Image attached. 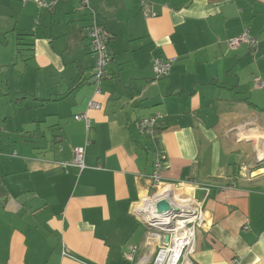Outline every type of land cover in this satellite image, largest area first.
<instances>
[{
    "label": "crops",
    "instance_id": "crops-1",
    "mask_svg": "<svg viewBox=\"0 0 264 264\" xmlns=\"http://www.w3.org/2000/svg\"><path fill=\"white\" fill-rule=\"evenodd\" d=\"M35 1L0 0V264H147L134 207L157 154L161 183L190 190L175 199L202 203L190 263L264 264V167L241 170L264 154V0H151L153 18L138 0H89L111 56L99 94L90 11ZM244 30L258 48L228 49ZM154 57L172 59L168 76ZM156 111L158 132L142 135Z\"/></svg>",
    "mask_w": 264,
    "mask_h": 264
},
{
    "label": "built area",
    "instance_id": "built-area-1",
    "mask_svg": "<svg viewBox=\"0 0 264 264\" xmlns=\"http://www.w3.org/2000/svg\"><path fill=\"white\" fill-rule=\"evenodd\" d=\"M25 1V0H24ZM68 0H36V4L39 8L45 10H52L54 9L59 3L65 2ZM139 1V8L140 12L145 18H153L158 16V12L155 9V5L151 2V0H138ZM81 7L88 9L90 11L91 19L90 24L87 28V35L90 40V50L94 56L95 64L93 67V76H94V86H95V94L100 93V87L103 79L107 73V66L111 61V56L109 53V39L108 34L105 28L97 22V14L96 12L90 7L89 0H80ZM227 48L230 50L236 49L241 45H247L249 48L255 50L259 46V41L256 37L252 36L247 30H244L239 36L229 39L226 42ZM172 59H162L160 57H154L151 59V68L156 78L166 77L170 74L171 66H172ZM255 83L257 86H261V81L259 78L255 79ZM88 107L92 109L100 108V105L95 101H89ZM164 114L161 111H156L149 116H145L140 118L137 121V129L142 135H154L158 132L159 123L163 119ZM75 119L82 120L85 125V129L88 130L91 127V119L87 116L86 113H81L75 116ZM257 155V161L261 162L264 161V157ZM166 159L165 155L157 154L155 161L153 163V171L150 175V179L153 183L154 188H159L162 178V168H163V161ZM65 165L66 163H61ZM71 164L77 167L80 171L83 170L86 166L84 163V150L82 148H75L73 150V160ZM244 174H248L249 170L246 167L241 168ZM260 171V168L257 169ZM164 185V184H162ZM174 188V186H172ZM180 188H183L182 186ZM223 188V187H221ZM208 192V190L206 191ZM153 198V204L150 205L152 208L149 210L146 206L144 209L146 210L145 218H143L144 222L147 225L148 231L145 237L146 244L150 247L152 252H156L155 258L151 264H157L158 259L162 253H164V257L162 258L159 264H191L190 257L194 252V242H195V235L196 230L204 223V212L202 208V203L194 200V208L195 213L190 211L191 213H183L187 218H183V215H180L176 212V208L174 207L175 215L172 221L166 226H161L159 223V219L161 213L168 209V207L158 209L157 204L163 201L167 202L170 198L166 200H157ZM193 198V196H192ZM194 199V198H193ZM147 199L144 198L142 201L145 202ZM168 204V202H167ZM136 207V206H135ZM134 212L138 215L139 213L137 210ZM156 210H162L156 211ZM155 216H154V215ZM191 216V217H189ZM181 217V218H180ZM189 218H193L192 220ZM186 221L182 225V232L184 236H187V240L183 243L178 253L172 255V245L177 241V233L180 232L178 222L179 220ZM174 221H177L175 226L171 228L174 224ZM168 236V240L164 241V237ZM135 252V248L131 249L130 255L128 259H133V254ZM64 255L67 256L66 251L63 252ZM148 264V263H147Z\"/></svg>",
    "mask_w": 264,
    "mask_h": 264
},
{
    "label": "bare ground",
    "instance_id": "bare-ground-1",
    "mask_svg": "<svg viewBox=\"0 0 264 264\" xmlns=\"http://www.w3.org/2000/svg\"><path fill=\"white\" fill-rule=\"evenodd\" d=\"M174 190L172 188V186L164 184L159 186L157 192L154 194V199L157 200H168L170 198V203L168 202L167 206L169 205L168 209L163 211L162 210H156L157 212L160 211L161 216L159 219V224L161 226H166V224L170 223L173 219V217L175 215H177V213H175L174 211V207L176 208V212L180 213V215H184L183 213H191L190 211H193V214L195 213V208H194V203L191 202H187V201H182V200H177L175 199V197L173 196ZM153 204V201L150 200V205ZM148 206L147 208L150 210L152 207ZM146 208V207H145ZM136 210V208H135ZM138 212V211H137ZM138 213H146V210L144 208H141L140 211ZM154 215V214H153ZM155 216V215H154ZM191 217V216H189ZM189 219H193V218H189ZM187 221V220H186ZM183 221L182 219L179 220L178 222V226L180 229V232L177 233V241L175 243H173L171 251H172V255H175L176 253H178L180 246L185 243V241L187 240V236L183 235L182 232V225L186 222ZM164 257V253H162L158 259V263L159 264L162 260V258Z\"/></svg>",
    "mask_w": 264,
    "mask_h": 264
},
{
    "label": "rangeland",
    "instance_id": "rangeland-1",
    "mask_svg": "<svg viewBox=\"0 0 264 264\" xmlns=\"http://www.w3.org/2000/svg\"><path fill=\"white\" fill-rule=\"evenodd\" d=\"M18 63H21V60L19 59V61H18ZM251 151V150H250ZM260 151H262V152H264V146H262V147H260ZM260 156V158L261 157H264V154H260L259 155ZM248 157H251L252 159H253V162H252V167H248L247 169L249 170V171H251V170H254V169H257V168H262V167H264V161H261V162H257V158H256V156H255V154H253V152L251 151L250 153H248ZM259 158V159H260ZM256 159V160H255ZM162 185V184H161ZM160 185V186H161ZM181 187V186H180ZM179 186L178 187H174V188H176L177 190H179V191H182V192H188V191H190V190H188V189H184V188H180ZM157 190H158V187L157 188H153L152 189V191L150 192V194L148 195V197H146V201L145 202H143V201H141V202H139L137 205H136V207H138V208H144V207H146L147 205H150V200H153V198H152V196L157 192ZM167 202H169V200L167 201ZM178 213V212H177ZM179 214V213H178ZM138 217L139 218H141L142 220H143V218H145V214L144 213H139L138 214ZM181 218V217H180ZM183 218H187L185 215H183L182 216V219ZM176 222L177 221H174V224H173V226L171 227V228H173L174 226H175V224H176ZM157 252V251H156ZM156 252L152 255V257L151 258H149V261H148V264H151L152 262H153V260H154V258H155V255H156Z\"/></svg>",
    "mask_w": 264,
    "mask_h": 264
},
{
    "label": "water",
    "instance_id": "water-1",
    "mask_svg": "<svg viewBox=\"0 0 264 264\" xmlns=\"http://www.w3.org/2000/svg\"><path fill=\"white\" fill-rule=\"evenodd\" d=\"M167 207H168L167 206V202H165V201L157 204V208L158 209H162V208H165L166 209ZM167 240H168V236H165L164 237V241H167Z\"/></svg>",
    "mask_w": 264,
    "mask_h": 264
}]
</instances>
